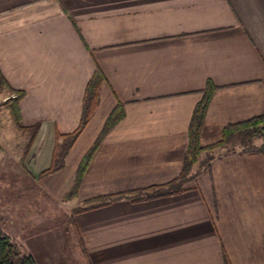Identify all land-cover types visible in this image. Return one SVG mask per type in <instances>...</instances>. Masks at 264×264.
<instances>
[{"label": "crops", "instance_id": "1", "mask_svg": "<svg viewBox=\"0 0 264 264\" xmlns=\"http://www.w3.org/2000/svg\"><path fill=\"white\" fill-rule=\"evenodd\" d=\"M95 71L103 82L87 123L62 166L39 175L62 141L56 135L77 127ZM0 73L23 92L20 124H37L23 157L30 174L18 165L33 203L18 209L25 219L23 208L34 209L31 224L41 223L46 209L69 212L174 179L207 81L214 89L200 146L219 140L224 126L264 114V0H0ZM117 104L121 119L98 142L75 196L62 201ZM209 155L180 192L70 214V229H61L72 238L57 252L72 253L76 264H264V155L223 147L199 159ZM26 250L35 264H52L44 251L36 259Z\"/></svg>", "mask_w": 264, "mask_h": 264}, {"label": "trees", "instance_id": "2", "mask_svg": "<svg viewBox=\"0 0 264 264\" xmlns=\"http://www.w3.org/2000/svg\"><path fill=\"white\" fill-rule=\"evenodd\" d=\"M103 82V77L98 72H93L88 79L83 94L81 114L77 127L70 133L57 134L56 138H62L60 143H55L52 153L50 166L40 172L39 175L49 173L62 166L63 157L66 151L69 149L75 138L78 136L84 125L87 123L93 108L96 104L98 97V89ZM214 89L209 81H207L201 90V97L195 103L188 124H187V142L185 151L182 158V165L178 175L163 184L151 185L144 188L129 190L127 192H120L108 196H99L96 198H90L84 200L80 206L74 207L70 210V214L84 211L86 209L96 207L109 203L110 201L120 198H127L131 201L146 200L154 197L166 196L172 193L180 192L190 185L188 181L193 174L203 167L207 161L211 158L210 155L205 159L200 160L199 155L201 152H211L216 148L226 147L232 143L233 140H237V144L242 151L250 153H259L264 155V114L250 118L248 120L228 124L221 130L220 139L207 146H200L198 137L202 126V121L205 113L206 106L208 104L210 95ZM6 92L7 95V113L11 119L12 124L18 130H30V138L26 142L22 153L20 154L18 161L19 166L29 175L28 171L23 165V157L25 151L30 143V140L35 133L37 124L30 126H22L20 124V113L18 109V100L22 97L23 92L21 90L14 89L9 86L0 73V92ZM122 117L121 105L117 104L105 118L102 128L99 131L96 139L84 153L79 163L76 166L73 182L67 192L61 197L62 201H67L73 198L77 192L78 186L81 181L82 174L87 166L90 156L94 152L98 142L104 133L111 128ZM253 139H259L258 144H253ZM196 165L194 171L192 166ZM0 264H35L33 257L30 254H25L19 250L17 245L10 240V238L0 228Z\"/></svg>", "mask_w": 264, "mask_h": 264}, {"label": "rangeland", "instance_id": "3", "mask_svg": "<svg viewBox=\"0 0 264 264\" xmlns=\"http://www.w3.org/2000/svg\"><path fill=\"white\" fill-rule=\"evenodd\" d=\"M6 105L7 95L2 91L0 92V228L23 253H26L29 246L36 259H38V251L39 253L44 251L48 254L52 264H76V261H73L72 253L66 252L63 255L62 252H57L60 247L58 242H61L62 238L63 240L72 238L70 231L67 236L63 235L65 232L62 233L63 228L64 230L65 227L68 228L67 224H64V221L67 223L68 217H70V211L66 210L67 207H59L51 213L46 209L48 218L42 215L43 222L39 223L37 220L36 224H31L36 216L34 209L23 208L24 211L27 210V219H25V213L19 214V204L23 201L30 202L28 197L31 188L29 179L24 177L18 166V158L30 138V130H18L14 127L8 116ZM225 150L242 151L235 139L225 147ZM24 186L27 190L25 194L22 192ZM43 207L45 206L43 205ZM61 227L63 228L61 229ZM55 257L57 258L55 259Z\"/></svg>", "mask_w": 264, "mask_h": 264}]
</instances>
